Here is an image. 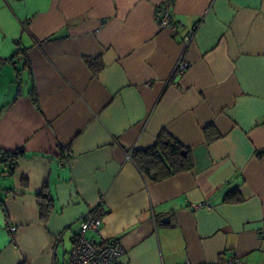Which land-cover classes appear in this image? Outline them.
<instances>
[{
  "label": "crops",
  "instance_id": "1",
  "mask_svg": "<svg viewBox=\"0 0 264 264\" xmlns=\"http://www.w3.org/2000/svg\"><path fill=\"white\" fill-rule=\"evenodd\" d=\"M166 1L0 0V155L20 154L2 165L0 264L64 263L91 209L86 237L119 239L122 264H264V0H171L174 37ZM161 132L193 165L153 181L131 155Z\"/></svg>",
  "mask_w": 264,
  "mask_h": 264
},
{
  "label": "built area",
  "instance_id": "2",
  "mask_svg": "<svg viewBox=\"0 0 264 264\" xmlns=\"http://www.w3.org/2000/svg\"><path fill=\"white\" fill-rule=\"evenodd\" d=\"M170 2L171 0H167L159 7L157 25L161 30H169L171 36L174 37L179 34L181 28L180 25L171 18L169 10ZM194 36L195 30H190L181 37L184 52L192 43ZM2 65L3 63L0 61V70ZM187 69L188 63L183 58H180L174 66L171 78L182 76ZM62 157V164L67 163L68 155L63 154ZM127 158H130V155H127ZM6 175L7 172L2 169V158H0V177H4ZM192 207L194 209L202 207L210 208L204 203L194 204ZM94 212L95 209H91L80 219L79 230L74 236L73 246L67 255L66 261L62 264H122L121 259L124 256L125 251L119 239L114 238L98 242L86 237L88 232L93 234L99 233L102 225L101 219L97 218ZM8 232L11 242L14 243V227L10 226ZM259 232L264 234V222L262 223ZM234 264L241 263L235 261Z\"/></svg>",
  "mask_w": 264,
  "mask_h": 264
},
{
  "label": "trees",
  "instance_id": "3",
  "mask_svg": "<svg viewBox=\"0 0 264 264\" xmlns=\"http://www.w3.org/2000/svg\"><path fill=\"white\" fill-rule=\"evenodd\" d=\"M19 155V152L1 154L2 165L5 164L8 170L14 171ZM131 158L139 171L153 181L187 172L193 165L188 150L165 132L159 134L151 148L134 151ZM36 198L40 219L46 222L53 211V199L47 192L37 194Z\"/></svg>",
  "mask_w": 264,
  "mask_h": 264
},
{
  "label": "water",
  "instance_id": "4",
  "mask_svg": "<svg viewBox=\"0 0 264 264\" xmlns=\"http://www.w3.org/2000/svg\"><path fill=\"white\" fill-rule=\"evenodd\" d=\"M163 222H167V220H164Z\"/></svg>",
  "mask_w": 264,
  "mask_h": 264
}]
</instances>
